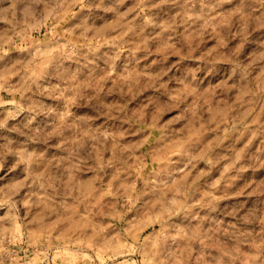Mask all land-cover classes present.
I'll use <instances>...</instances> for the list:
<instances>
[{
	"label": "clouds",
	"instance_id": "obj_1",
	"mask_svg": "<svg viewBox=\"0 0 264 264\" xmlns=\"http://www.w3.org/2000/svg\"><path fill=\"white\" fill-rule=\"evenodd\" d=\"M0 34L13 100L0 109V264H63L69 247L110 264H264V0H0ZM174 94L211 96L215 119L186 103L183 120H154ZM225 129L226 148L258 146L221 185L198 165L216 166L199 153Z\"/></svg>",
	"mask_w": 264,
	"mask_h": 264
},
{
	"label": "rangeland",
	"instance_id": "obj_2",
	"mask_svg": "<svg viewBox=\"0 0 264 264\" xmlns=\"http://www.w3.org/2000/svg\"><path fill=\"white\" fill-rule=\"evenodd\" d=\"M3 38V34H0V39ZM14 54V53H10ZM209 54H213L212 50H209ZM3 74H0L2 76ZM151 91V89H149ZM146 92H142L141 95H145ZM13 103V100L8 95V93H5L0 89V109H3L5 107L10 106ZM155 103L157 104V111L154 113V120H158L160 123H163L164 121H168L170 124L175 123L176 121L170 120V117L175 116L177 120H183L184 119V113L180 111L181 107H184L187 101L184 97H182L180 94H174L171 97L168 98H160L155 100ZM203 104H207L209 106V112L212 114L213 119H215V113L213 112L211 105H212V98L211 96H205L200 97L197 96L196 99L191 100L190 103H187V110L191 111L193 114V117L196 118L199 116L200 108ZM151 104H144L141 106V110L138 109L140 112L141 117H143L147 110L151 107ZM199 119H203L202 116H199ZM155 124H150L147 126L146 130L149 132L152 131L153 128H155ZM187 131V136L193 143H199L200 139L202 138V129L198 124H195L193 122H190L188 125H186L185 129H181L182 132ZM123 131V130H121ZM225 136L226 138L223 140V143H219V138H213L207 140L200 149V155L203 156L205 154L211 153L216 157V166L212 169L211 172H208V169L204 167L203 162H201L198 167L200 169V173H208V176H211L216 179L217 182L223 184L224 181H227L228 179L232 178L236 174V168L239 167L241 163H244L247 160L246 153L255 151L257 145V140H251L249 142L248 139H244L241 141H237L235 143V151H233L230 148H226L225 145H228L232 143V136L228 134L227 129H225ZM247 136V134H246ZM152 137L147 136L144 137L143 142L140 144L141 149L147 146V144L151 141ZM184 137L180 136L177 137L174 141L176 145H183L184 144ZM243 156V159H238V157ZM234 162L236 164V167H234ZM136 171L139 174H143V165L137 164ZM251 171V169H249ZM192 172L189 171L188 176L191 177ZM207 179V176L205 177ZM86 185L90 188L91 185L94 183L93 179L88 180L85 182ZM112 187L109 185L107 192L103 194V198H108L112 195ZM2 195V193H0ZM237 197H233V199H236ZM3 200L0 199V217L4 216L7 212V209L3 207ZM13 225L10 224H4L3 227L7 228ZM14 227L16 229H19L21 232V235H23V225L17 222H15ZM65 254H70L67 261H64L63 264H97V261H99V264H110V262L102 255L98 257H94L91 255L90 252L85 253L84 257L81 258L78 254L77 250L75 248L69 247L68 249L63 250ZM36 264H42V261L37 260ZM58 264L60 262L58 261Z\"/></svg>",
	"mask_w": 264,
	"mask_h": 264
}]
</instances>
